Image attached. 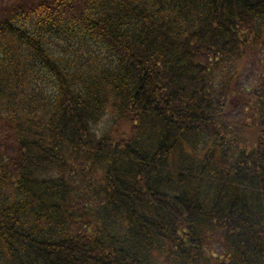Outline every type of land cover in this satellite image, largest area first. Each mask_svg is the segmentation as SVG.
<instances>
[{
  "label": "trees",
  "instance_id": "trees-1",
  "mask_svg": "<svg viewBox=\"0 0 264 264\" xmlns=\"http://www.w3.org/2000/svg\"><path fill=\"white\" fill-rule=\"evenodd\" d=\"M0 264H264V0H0Z\"/></svg>",
  "mask_w": 264,
  "mask_h": 264
}]
</instances>
